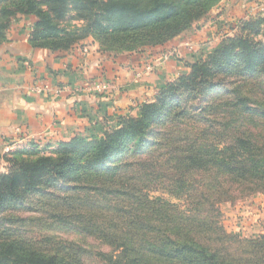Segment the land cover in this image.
<instances>
[{
    "label": "trees",
    "instance_id": "1",
    "mask_svg": "<svg viewBox=\"0 0 264 264\" xmlns=\"http://www.w3.org/2000/svg\"><path fill=\"white\" fill-rule=\"evenodd\" d=\"M214 1L0 0V44L13 18L32 16V47L65 51L90 35L101 52L133 53L164 46ZM75 20L84 25L62 24ZM186 66L101 134L75 135L49 152L32 144L2 155L0 264H86L90 254L76 241L29 236L25 225L34 222L16 212L82 233L88 221L98 239L120 248L96 254L105 264H264V233L227 234L211 215L235 191L264 190V138L246 125L264 119V103L244 95L242 84L205 98L238 76L264 77V17L244 21ZM158 187L182 202L152 196Z\"/></svg>",
    "mask_w": 264,
    "mask_h": 264
},
{
    "label": "crops",
    "instance_id": "2",
    "mask_svg": "<svg viewBox=\"0 0 264 264\" xmlns=\"http://www.w3.org/2000/svg\"><path fill=\"white\" fill-rule=\"evenodd\" d=\"M250 3L228 0L211 26L195 30L194 39L225 33L223 22L245 15ZM33 20L13 18L0 44V171L7 168L2 155L17 147L36 144L50 151L75 135L101 134L117 115L134 113L131 107L137 101L151 100L162 85L187 70L185 58L190 56V62L200 53L190 51L181 35L166 51L165 45L113 55L99 51L88 38L52 52L30 45ZM207 42L202 40L199 47L208 49ZM98 77L118 88L103 94L83 88L85 80ZM232 211L231 222L242 233L262 232L264 191L237 203Z\"/></svg>",
    "mask_w": 264,
    "mask_h": 264
},
{
    "label": "rangeland",
    "instance_id": "3",
    "mask_svg": "<svg viewBox=\"0 0 264 264\" xmlns=\"http://www.w3.org/2000/svg\"><path fill=\"white\" fill-rule=\"evenodd\" d=\"M227 1L228 0H215L212 3V6L209 8V10H207L198 20L194 21L191 24L190 29H188V30L184 31L182 34H180L181 36H183V38L186 37L187 40H183V42L184 43L186 42L187 43L186 46L191 48L190 51L200 52L198 54L199 56L197 58H199L200 56L204 57L208 52H210V50L219 42V40L223 36H225V35L231 36L233 34L235 35V34L239 33L241 30L242 23L244 21L264 17V0H250L251 3L247 7V10L245 11V15L233 17V18H231L232 21H228L227 23H225V21L223 22L224 25L226 26V28H225L226 32L225 33L221 34L222 33V31H221L219 34V32L216 31L217 34H214L213 37L212 36H209L208 38L207 37H205V38L200 37L201 39L198 37V39H194L195 30L203 28V27L211 26L210 22L215 21L214 17L217 16L218 14H220L221 10H223L222 5L225 4ZM62 24L64 26L69 27V29H72L73 27L78 28V27L84 25L83 22L76 21V20L63 22ZM88 38L89 39L91 38L90 40H93L94 42H96L98 45V49H99L98 42L90 35L81 39L79 41V43L81 41L88 39ZM204 39L208 41L207 43H205V44H208V46H209L208 49H203V48L199 47L201 41ZM170 42L166 43L165 45L168 46L170 44ZM154 47H159V46H154ZM164 48H165V50H169L172 47L168 46V47H164ZM113 55H116V54H113ZM166 55L168 56L169 54L166 53ZM166 55L164 54L163 58H166L167 57ZM189 57H187V59L186 58L184 59L186 64H190L191 62L194 61L193 60V61L189 62L188 60H191V59H189ZM152 62H155V59L152 60ZM186 69H188L187 66H186ZM236 79H237V81L235 83H231V84H229V86H227L225 88L222 86H217V87H214V88L208 90L207 94L205 95V98L210 102L214 99L222 97V95L224 96L225 92L227 94V92L229 90L235 89L236 85L242 84L241 89H242V93L244 95L253 96L254 98H256L258 100L259 103H264V77H260V78H256V79H249L246 77L238 76ZM232 80H235V79L232 78ZM238 88H240V87H238ZM246 125L252 134H256V135L260 136V137H258L259 138L258 140H261V138H264V119L256 118V120H253L252 122H249ZM25 147L29 148L30 146H25ZM58 188H59V186L56 187V189H58ZM161 190L162 189H159V187H158V188H156V191H153V192L151 191L152 193H150V194L152 196L162 195L165 198L173 200V202H182V201H178V200L174 199L173 197H171L170 195H168V193H167L168 191L162 192ZM257 193H260V192H255L253 194L240 195L239 196L237 191H235V193H234L235 197H232L229 200L221 201L213 207L214 211L211 213V215L214 216V219L222 227V230L224 232H226L227 234H230V235H231V233L233 235L236 234L237 236H240L243 238H253L259 234L264 233V228H263L262 232H256L255 231V232H251V233H246V232L242 233L238 228H235L231 222V216H233L232 215V212H233L232 209L234 208V206L237 205V203H239V202L249 201L250 198ZM64 211H67V210H64ZM16 214H18V216H21L23 218H27V219H29L32 222L37 223V224L40 222L42 223V222L46 221L45 218L42 217L43 215H40L39 213L16 212ZM48 220L51 221V219H48ZM34 223H29V224L25 225L26 228L30 229V232L28 233L29 236L39 238L40 236H43V235H49L51 237H54V238H57L60 240L62 239V241L63 240H65V241H76V242L80 243L81 245H83L90 252V254H87V256L85 257L86 264H105L104 261L102 260V258H99L96 255L97 253L110 254V252H112V250H113L114 254L118 255V252H120V248L116 247V245H113V246L107 245V244L103 243L100 239H98L97 238L98 233L94 231V228L90 226L88 221L85 223L82 222L84 229H85V227H86V229L89 228L87 233L84 232L85 234L82 233V231L73 230L70 228H64V225H62L59 222H55V221H53V222L51 221V223L47 222L48 224L45 225V227H36ZM143 264H146V263H143ZM153 264H169V263L157 262V263H153Z\"/></svg>",
    "mask_w": 264,
    "mask_h": 264
},
{
    "label": "built area",
    "instance_id": "4",
    "mask_svg": "<svg viewBox=\"0 0 264 264\" xmlns=\"http://www.w3.org/2000/svg\"><path fill=\"white\" fill-rule=\"evenodd\" d=\"M83 88L91 92L103 94L106 92L116 90L118 86L115 83H112L102 78H91L83 82ZM21 147H24V146H21ZM21 147H17V148H21Z\"/></svg>",
    "mask_w": 264,
    "mask_h": 264
}]
</instances>
